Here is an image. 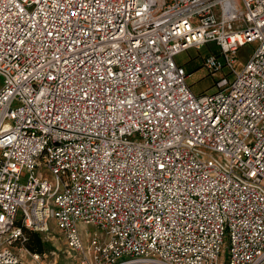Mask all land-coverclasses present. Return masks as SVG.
<instances>
[{
    "label": "built area",
    "instance_id": "2783aa9c",
    "mask_svg": "<svg viewBox=\"0 0 264 264\" xmlns=\"http://www.w3.org/2000/svg\"><path fill=\"white\" fill-rule=\"evenodd\" d=\"M53 223L78 264H264V0H0V264Z\"/></svg>",
    "mask_w": 264,
    "mask_h": 264
},
{
    "label": "rangeland",
    "instance_id": "374dc122",
    "mask_svg": "<svg viewBox=\"0 0 264 264\" xmlns=\"http://www.w3.org/2000/svg\"><path fill=\"white\" fill-rule=\"evenodd\" d=\"M257 47V43H247L239 51V60H246L248 55ZM213 52H217V47L214 43H207L201 48H192L177 56V61L183 64L187 71L191 72L190 82L193 90L197 93L209 88L214 76L218 79L219 73L210 75L202 68L203 58L210 56ZM84 241L87 244L91 236L98 231L94 226H83L80 228ZM42 236V235H41ZM44 241L50 242V247L44 252L47 254L45 260L56 264H78V256L75 252H71L64 241L63 235L59 232L56 226L52 225L49 235L43 237ZM15 255L22 260L23 264H32L29 254L22 249L19 243H16L13 248Z\"/></svg>",
    "mask_w": 264,
    "mask_h": 264
},
{
    "label": "trees",
    "instance_id": "16d2710c",
    "mask_svg": "<svg viewBox=\"0 0 264 264\" xmlns=\"http://www.w3.org/2000/svg\"><path fill=\"white\" fill-rule=\"evenodd\" d=\"M213 53H216V52H213ZM189 73H191V72H189ZM213 85H214V81H213L212 85L209 88H207L206 90L212 88ZM206 90H204V91H206ZM204 91H202V92H204ZM25 235H26L27 239L24 242L23 246L33 253L43 254L50 247V242L44 241L42 236L35 231L25 229Z\"/></svg>",
    "mask_w": 264,
    "mask_h": 264
},
{
    "label": "crops",
    "instance_id": "0c3cea01",
    "mask_svg": "<svg viewBox=\"0 0 264 264\" xmlns=\"http://www.w3.org/2000/svg\"><path fill=\"white\" fill-rule=\"evenodd\" d=\"M191 86H192V83L190 82ZM192 89H193V86H192ZM211 89V88H210ZM206 90V89H205ZM204 91V90H203ZM202 92V91H201ZM197 93V92H196ZM200 93V92H199Z\"/></svg>",
    "mask_w": 264,
    "mask_h": 264
}]
</instances>
